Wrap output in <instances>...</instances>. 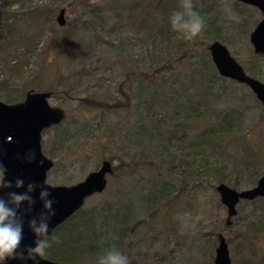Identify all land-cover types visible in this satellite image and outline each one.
I'll list each match as a JSON object with an SVG mask.
<instances>
[{
  "label": "rangeland",
  "instance_id": "374dc122",
  "mask_svg": "<svg viewBox=\"0 0 264 264\" xmlns=\"http://www.w3.org/2000/svg\"><path fill=\"white\" fill-rule=\"evenodd\" d=\"M91 1L100 8L99 16L81 12L72 0H11L14 11L21 2L48 8L54 2H65L63 26H58L56 19L60 9L47 25L41 26L43 19L37 21L45 33L37 55L28 61L30 85L35 81L45 87L57 77L64 80L77 74V95L120 104L111 113H100L79 107L62 94L48 100L50 106L61 107L66 118L41 134V151L53 162L46 184L73 186L98 169L101 157L114 158V166L124 164L117 175L106 178L102 194L86 199L81 208L93 213L102 203H109L120 208L124 217L104 213L106 219L96 217L91 222L92 232L87 233L76 220L75 233L97 236L104 232L111 238L122 229L124 240L118 251L124 250L129 261L140 264H212L221 233L228 244L230 264H256L264 257V198L255 203L239 202L227 227L226 209L215 191L218 182L208 172L221 171V183L236 191L249 190L264 175V110L260 103L247 87L218 77L208 53L213 39L205 43L210 38L204 33L197 41L207 46L187 55L177 69L153 82L129 78V73L151 72L176 58L185 50L184 39L172 30L181 37L163 42L164 28L156 17L139 25L132 0ZM200 7L210 13L209 26L215 30L211 29L212 37L225 45L243 70L251 69L253 78L264 84V60L253 59L248 39L260 12L235 0H203ZM150 25H155L152 33ZM196 63L204 69L199 72ZM201 94L208 100L203 113L194 108ZM190 103L192 109H187L193 112L184 110ZM226 110L239 113L237 127L235 133L220 139L217 154L207 160L205 155L197 157L193 168L174 167L169 172L166 166L171 162L173 166L182 159L192 162L195 147L188 143L197 132L216 124ZM111 130V139L103 140L102 133ZM64 138L67 141L63 142ZM239 145L260 153L259 177L240 175V160L235 158L242 152ZM164 183L165 193L160 190Z\"/></svg>",
  "mask_w": 264,
  "mask_h": 264
},
{
  "label": "trees",
  "instance_id": "16d2710c",
  "mask_svg": "<svg viewBox=\"0 0 264 264\" xmlns=\"http://www.w3.org/2000/svg\"><path fill=\"white\" fill-rule=\"evenodd\" d=\"M192 2L194 5V10L204 18L206 23V27L203 33L206 34L210 39L209 41L207 40V42H203L209 43L212 39L213 40L211 42L216 41V39L219 40L217 37H212L215 30L212 27L211 29L214 31L210 29L209 25L211 23L209 20L210 13L208 12V9L200 7L203 0H197V3L192 0ZM180 3L181 0L131 1L133 15L137 20H139V25L143 26L146 21H150L151 19H154V17H156L160 21L161 25H163L164 28L163 36H165V39L163 38V42H165L166 39L172 40L171 38H173L174 40H176L178 36L181 37L180 35L172 31L170 25V16L173 13L172 11H180ZM198 3L200 5L197 6ZM69 4H67L66 6L69 7ZM71 4L79 8L81 12L86 11L89 14L99 16L100 8L94 6L91 0H72ZM12 5L13 2H11V0H0V102L6 104H15L17 102H20L18 100L23 98L28 92L36 93L39 91H43V93H49L50 98H57L59 94H62L66 99H74L77 102V106H84L89 110L100 113H111L114 111V109L120 107V104H114V102L112 104V102L107 103L105 101H99L93 95H86L87 97L83 96V94L81 93L80 96L77 95L79 86L74 84V82H77L76 78L79 82L77 74H74V76H68V78L64 80L60 79V77H57L54 84L50 85L49 83H47L45 87L40 85L39 83H35V81H33L30 85L31 82L27 81L29 79L28 76H30L28 70V61L31 57H35L37 55V46L45 33L42 28H39V26L36 25L38 24L37 21L39 19L44 20L43 25L41 26H44L45 24L47 25L48 23H50V21L52 22L53 15L59 9L63 10L65 2H54L49 6V8L44 5H30L29 2L24 6V3L21 2L17 7V11L12 10ZM154 11L156 12V14H153ZM154 29L155 25L148 26V30L151 31V33L152 31H154ZM159 36V38L162 37L161 34ZM197 39L198 37L191 42L184 40L183 46H186L185 50H183L182 53L180 55H177L173 60L162 63L161 65L156 67V70H152L151 72L147 73H129V78L135 76L138 77L141 81L153 82L156 81V79L162 74L170 72L172 69H177L181 62H183V59L187 58V55H191L190 53H192L199 46H207V44L205 43H199L200 41L198 42ZM160 43H162V39H160ZM253 59L264 60V55L254 54ZM253 64L254 63H252V65ZM195 67H197V70H199V72L204 69L201 63H196ZM247 69V71L244 69L245 73L247 74L250 72V77L253 78L254 76H252L253 74L251 72V69ZM212 77L216 78V74H212ZM25 82L27 83L25 84ZM24 84L25 88L21 90V85ZM206 97L207 95L203 96L202 94L200 97H198L196 106H194V108H197V111H201L203 113L204 109H206V104L208 102ZM190 105L191 103L187 104V106L184 107V110L193 112L194 110L187 109V107L191 108ZM238 117L239 113L237 111L234 112L231 110H226L222 112L221 116L216 121V124H214L210 129H203V131L197 132L192 138V141L188 143L189 147H191L192 145L195 147L192 162L190 163L187 160L182 159L179 165L176 166H173V163L171 162L166 166L168 168V171L171 172L174 167L185 169H187L188 167L193 168L197 157L203 158L205 155L203 159H206L208 157L215 156V154H217L221 147L220 139L235 133V129L237 127L236 120ZM111 132L112 130L102 133V135L104 134L103 140L109 141L111 139ZM189 133L190 131L188 132V134ZM61 139H63V137ZM65 141H67V139L64 138L63 142ZM240 147L242 148V152L240 151V153H237V155L235 156L236 159L239 158L240 160V175L245 174L247 177L250 176L251 178L259 177V175H257V162H259L257 158L259 157L260 153H255L248 147L246 148L243 145ZM100 160H102L101 163L106 160L111 164L113 174L110 177L115 176V174L117 175L118 172L122 171L121 167L124 166L122 162L114 166L113 164L116 160L112 157H101ZM202 161L203 160H201V163L198 164V168L201 167ZM208 174L209 176L213 175L212 177L215 178L218 184H223L221 183L222 180L219 178L221 171H216V173L212 174L208 172ZM251 184L252 183H249V185ZM166 186V183L160 186V190L163 193L166 192ZM184 187L185 186H182V188ZM261 200H263V198L255 199L251 202L255 203ZM102 204V206L96 207L93 213L92 211H84L80 209L75 212L72 217L67 219L62 225L56 227L52 235L49 237L51 247L47 250V255L44 259L62 264H95L98 261V257L102 255L105 250L110 249L113 246L117 250H119L124 240V231L122 229H119V231L115 235H112L111 238H107L104 232L101 234H97V236L91 234L93 230L91 222H93L96 217L104 220L106 219L104 213H111L116 218H119L120 215L121 217H124V214L121 212L120 208L114 209L109 203ZM76 220L81 221V224L83 225L84 231L86 233L88 231L91 232L88 235L83 234V236H81L80 234H76ZM86 225H88V227ZM224 225L226 226V224ZM88 228L89 230H87ZM208 236L212 237L213 233H208ZM241 236L245 238L243 234ZM244 240L247 241L246 238ZM129 245L130 244H127V249L130 248ZM120 252L123 254V252L125 251L120 250ZM250 252L253 251L251 250ZM129 264L140 263L138 261L131 260L129 261ZM244 264H252V262L246 261L244 262ZM256 264H264V257L260 259L259 262H256Z\"/></svg>",
  "mask_w": 264,
  "mask_h": 264
},
{
  "label": "water",
  "instance_id": "95a60500",
  "mask_svg": "<svg viewBox=\"0 0 264 264\" xmlns=\"http://www.w3.org/2000/svg\"><path fill=\"white\" fill-rule=\"evenodd\" d=\"M239 4H245L256 8L260 12V20L249 35V43L253 54L264 55V0H235ZM64 10H60L57 19L58 26H63L62 16ZM208 53L218 77L225 78L247 87L254 98L264 110V84L248 76L236 60L229 55L225 45L216 41L211 42ZM21 102L6 104L0 102V164L6 168V180L13 182V187L0 189V197L8 200V194L26 193L28 185H35V190L27 193L34 203L30 210L24 202L19 206L17 215L23 219V239L19 252L27 255L25 249L34 247L35 236L29 228L28 222L38 218L44 211L43 202L39 199L42 189L50 193L48 199L54 201L55 215L51 217L48 225V235L53 233L57 226L72 217L75 212L84 206L86 199L102 194L106 189V178L113 174L112 166L108 161L100 164L95 172L89 173L81 182L73 186H49L45 183L47 172L53 166L41 151V134L51 126H57L66 117L61 107L49 105V93L28 92ZM24 181L23 187L16 189L14 181ZM220 204L226 209V226L231 223L230 218L236 216V206L241 201L250 202L264 198V175L249 190L236 191L223 184L215 187ZM217 246L213 254L212 264H230L228 244L223 235L218 233ZM0 264H61L37 257L35 260L6 259ZM73 264V263H66Z\"/></svg>",
  "mask_w": 264,
  "mask_h": 264
},
{
  "label": "clouds",
  "instance_id": "9594fccd",
  "mask_svg": "<svg viewBox=\"0 0 264 264\" xmlns=\"http://www.w3.org/2000/svg\"><path fill=\"white\" fill-rule=\"evenodd\" d=\"M180 9L170 16L171 28L180 33L185 41H194L203 33L206 27L205 20L194 10L192 0H181ZM6 171V168L0 164V189L13 187V182L6 180ZM23 185L24 181L21 179L14 181L16 189L23 187ZM34 190L35 185L30 184L26 193L10 192L7 201L0 197V262H4L6 259L35 260L37 257L43 259L51 247L48 225L51 217L55 215L54 201L48 199L50 193L47 189H42L39 193V199L43 202L44 211L38 218L33 217L28 222L29 228L36 238L35 246L25 249L26 256L18 251L23 239V219L17 215V211L24 202L29 205L30 210L34 201L27 193ZM97 264H129V259L113 246L98 257Z\"/></svg>",
  "mask_w": 264,
  "mask_h": 264
},
{
  "label": "flooded vegetation",
  "instance_id": "af4514ba",
  "mask_svg": "<svg viewBox=\"0 0 264 264\" xmlns=\"http://www.w3.org/2000/svg\"><path fill=\"white\" fill-rule=\"evenodd\" d=\"M64 222H65V221H64ZM62 224H63V223H62ZM62 224H61V225H62ZM57 227H58V226H57ZM54 230H55V229H54ZM54 230H53V231H54ZM51 235H52V234H51ZM51 235H50V236H51ZM50 236H49V237H50ZM61 264H62V263H61Z\"/></svg>",
  "mask_w": 264,
  "mask_h": 264
}]
</instances>
